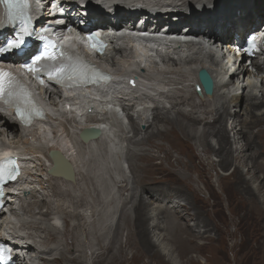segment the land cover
Listing matches in <instances>:
<instances>
[{"label":"bare ground","instance_id":"6f19581e","mask_svg":"<svg viewBox=\"0 0 264 264\" xmlns=\"http://www.w3.org/2000/svg\"><path fill=\"white\" fill-rule=\"evenodd\" d=\"M145 1L147 0H135V4L140 6ZM205 3H208L210 6H212V8L204 9L201 4ZM92 4L93 10H86V16L84 19L88 22L95 20L96 22H94V25L97 27L113 26L114 24L108 20L133 17L135 13L136 15H142L146 19H151L152 17L149 16L151 15V12L143 8L135 10L133 8L126 7L125 5H119L107 8V13H104L102 4L100 5L98 1H95ZM175 4L176 3H174V5ZM155 5L165 6L164 12L158 15L159 18L155 23L157 29L162 28L161 21L168 22L166 24H174L175 22L179 21L180 25L182 23H187V26L190 27V31L192 33L196 32L197 34L200 31L204 32V34L208 33L212 41H215L217 44H224L229 48L231 46H235L236 42L244 40L246 37L254 33H258L260 35L259 42L262 46L264 45V34L262 32V29L264 28V0H178L177 5L175 6L170 5V3L166 2L165 0H158L155 2ZM199 6H201V9ZM3 9L4 8L0 3V15L3 12ZM136 21H138L136 18L133 19V22ZM180 25L175 27L173 31L180 30ZM199 27L201 29H198ZM4 28L5 26L0 24L1 35H5ZM254 28H256V30L253 31ZM118 43H120V41L116 42V44ZM188 49L191 51L190 56H188L185 61H173L170 66L175 68H173L174 70L171 69L167 76L170 75L171 77L179 74L186 82L189 81V78H191V83L194 87L196 83L199 84L198 79L194 77L196 71L193 70L191 72H186L182 70L180 63L185 62L188 64H195L196 66L200 65L199 67H195V70L200 68L209 71L215 70L218 73L220 72L222 75L223 85L215 81L214 92L212 96L202 98L203 100H200V102H196L194 100L195 96L193 93L187 95L189 93L188 91L181 90L183 91L184 95H178L175 92H171V89L168 92L159 90V94L163 93V95L167 96V98L169 97L170 99L174 100L172 103L173 105L170 103L172 105V107L170 106V111L173 110L175 116H170V114L173 112H165L162 111L163 109L158 107L159 105L155 106L151 111V118H146L147 120L145 119V125L147 126V129L137 142L135 139L140 135L139 127L141 126L140 124L138 126L137 123L133 121L134 123L132 125V132H134L135 137L133 139H128L131 143H133L132 145L151 146V148L157 150L158 154L164 153V157L160 164L156 163L158 157L149 151L146 152V150H142L141 153L137 154L138 152L135 153V150L133 149L132 152H130V158L128 157L132 162L133 172L138 173V177L140 176V179L138 178L139 180L137 179L138 181L135 182L136 188L143 186L145 188V195L146 192L150 193L144 197V193L140 192L136 203L134 204L135 200L133 202L131 201V203L134 205L132 206L134 207L135 217L132 219H128L129 217L126 218V220H128L130 233V239H128L126 247L132 248V251H135L134 254L137 260L140 262L139 264H172V259L169 258L168 255L162 254L163 249L160 248V245L156 246L152 242V233L157 235L159 241L161 240L163 244L166 246L170 245L172 246L171 248H174L173 252L175 251L174 253H178L180 259L183 260V263L181 262L182 264H198L197 261L189 257V255L195 250L205 251V246H198L199 240H208V242L211 243V239L205 235L207 230L204 232L195 231L190 225V218L192 217H190L189 214L183 217V214L179 211L181 208H183L182 205L176 204V206H172L171 208H161L157 213L155 210V212L150 211V207H154L155 204L153 205V203L155 201L156 203L171 201V199H168L170 198V194L177 195L176 197L181 199H187L188 194H186V191L190 192L192 190L190 187L191 177L189 175L186 178H181L178 176L174 177L172 170L163 166V161H166L168 164L170 163L171 166L176 167L175 162L172 161V159L175 157V154L173 155V153L176 151V153L178 152L179 155H181L179 158L174 160L177 162L178 166L182 165L185 169L188 168V170H195L199 173L196 166L193 164L196 157L192 153L187 152V150L182 148L187 144L188 141H197L204 148L203 151L205 153H211L217 157L218 161L216 163L209 162L210 164L205 165L206 168L208 166L211 168L213 166L215 169L216 166L221 169H226L229 166L234 167V172L231 175L227 176L226 178L218 179V182L219 184H224L228 181L229 183L231 182L232 185L236 187L237 192L239 191L245 196L244 201L247 206H249V210L247 211L256 213L257 222L259 223L260 228L263 230L264 235V196H261L258 193V190H264V63L260 64L257 62L258 60L254 62L257 75H254L255 80L249 81V76L252 75V73L249 71V68L242 66L237 71L230 74V72L233 70V67L228 61L225 60L223 54L218 49L209 47L205 48L210 53L208 57L211 61H216L217 59L220 62L219 68L214 69L212 67L209 68L205 63L198 64L200 62L199 56L201 48H193L190 46ZM32 53H34L33 49L29 50L28 54H25V57H33V55H31ZM116 56H118V54ZM11 59H13L12 56L9 57V60ZM110 60L111 63L109 64ZM130 67L131 61L124 57V53H119L118 57L111 56L108 59V62L101 67V70L108 71L112 68H116L124 71ZM229 74L230 83L227 84L226 77L229 76ZM240 78L243 79L240 81ZM118 79L119 84H124L123 73L119 74ZM145 79L146 76L141 75L139 76V80L136 82L144 83ZM159 79L161 80L162 78ZM170 79L171 78L160 81V84L165 83L166 87L168 85H173L175 81L171 82L173 78L171 81ZM148 80L152 81L154 78ZM235 80L237 81L235 82ZM112 86L116 87L117 85L113 83ZM126 86H130L129 82H127ZM92 90L93 95L89 100H99V117L101 119L100 122H93L92 125L108 128L114 138V141L116 142L118 139L113 133L115 130L114 125L120 128L118 124L119 121H124V119H122V111L124 110V112L126 111L128 113L130 110L129 108L122 110L118 106L110 105L102 96H100L99 99H96V94H99V90H96V88ZM89 91L90 90H87L86 92ZM151 91L155 92L157 90L153 88L150 89V92ZM41 92H45L47 94L48 101L56 104L57 98L54 93H51L49 89L43 88H41ZM147 92L150 93L148 90ZM134 95H138V93L134 92L130 94V96ZM47 96H45L46 99ZM78 97L83 99L81 94H78ZM139 100V106L143 112L146 111V104L154 102L153 99L144 95H141ZM186 104L191 106V112H185L184 110L180 109L179 106ZM60 107L61 105L56 104V106L53 107L51 111H57ZM238 107L241 108L239 116L235 111L234 113H231L232 109H238ZM198 112L203 113L205 117L197 116L196 114ZM60 113L64 118L65 115H67V110L61 108ZM113 116H117L120 120H117V122L112 121L111 118ZM230 116L234 117V120L230 125V129L228 130L227 125L229 122H231ZM63 118H61V120ZM65 118H67V116ZM130 118L131 117L129 116V119ZM2 121L3 125L0 127V141H2L3 145L5 147L7 145L9 147L15 148L20 153L24 152V155H27L31 158L30 161H28V166L40 167L42 172L39 175H33L31 172L27 173V176H25L21 171L22 173L12 180L8 189L9 204H15L17 199L22 198V193L29 194L28 197L30 200L24 203L23 211L25 213L34 216L40 215L43 219L46 218L50 221L53 220L50 218L51 216L62 213V219L63 221L65 220L64 222L66 224V229L64 232L67 234L70 230L72 232V245L74 248L70 250L69 248L65 247L67 244L63 246L64 248L59 247L61 242H57V232L60 230H58V228L54 225L47 229V227H43L40 224L32 223L28 225L23 223L22 226L24 228L32 229L35 232H45V244L48 246L53 242H57L56 246L58 245L57 249L59 250V252H56V255L58 254V256L55 255L56 257L51 259L48 257L50 254L49 249L46 248L47 250L45 249L44 252H40L38 246L36 245V240L33 239L36 237L34 236L31 238L29 235V237L33 239V244H27L26 248L28 249V254H30L32 259H35L38 264H86V258L89 257V252L92 251L95 246H101L102 240L105 238V234L98 235L94 231L95 224L92 223L91 229L89 228L90 230H88L90 237L87 238V230H85L84 226L87 221H90L92 220V217H95V213L92 212V217H89L88 214L83 216L84 214H81L77 211L78 207H82L84 205V201L82 198H79L80 200L77 198L75 191L76 189H83V191L85 190L87 193L86 196H91L92 193L97 195L99 190L97 184L94 183L96 177L93 176L92 170L87 171L90 168H86L87 164L85 163V156L83 152L80 150L78 151L77 148V152L74 151L75 146L72 147L70 143L69 145L68 139L76 136V139L82 142L84 146L87 145L88 150L95 149H92L91 147L101 146L105 141L107 143V140L104 138V135L101 134V136L94 141L89 140L88 142H84L80 134L81 129L86 125L80 126L76 128V132H72L68 128L69 126L67 127L63 121L56 122L55 120L54 123L56 126L54 127H52L53 124L50 123L51 127L49 130L48 126L42 122L34 128L33 126L28 127L20 120L12 117L3 116ZM70 128L74 129V125ZM54 129H56V131H54ZM53 131L55 132V136H52L53 139L51 141L50 139ZM59 133L66 136V139L58 142L56 144V148H58L57 151H60L61 155L73 163L72 166L75 175L74 182L68 181L66 178L56 177L50 174H48V178H44L47 177L44 175L45 173L47 174L46 170H48L47 162L49 166L53 164L49 158L48 153L50 149L48 147ZM38 134L39 136H37ZM39 137H43L45 140L49 138V142L42 141V144V142L39 140ZM210 138L216 139V146L211 144ZM156 140H160L163 143L158 144L155 142ZM65 141L67 143H65ZM164 143H167L168 147H165ZM238 144L240 147L237 146ZM39 153L45 155L44 159L46 160V163L42 162L43 160L41 157H39ZM77 156L82 160H78ZM94 158L91 157V160H94ZM183 158L187 159L188 163L185 164L182 160ZM247 159H249V161H247ZM244 167H249L246 173L251 174V180L246 178L243 169ZM204 174L203 172H200V176L204 178V184L207 185L208 189L212 190V186L208 180V177H206V175L204 176ZM252 180H254L257 186L253 184ZM35 181L39 182L41 189L46 191L45 193H50L52 197H59L60 199L54 200V204L51 202V197H49V195L40 196L38 190L34 188ZM82 184H85L86 187L81 186ZM183 185H186L187 188L183 187ZM191 193L193 194V197H196L195 190L191 191ZM212 193L214 194V191ZM131 195L133 194L131 193ZM156 196H159V198H156ZM25 197L26 195L23 198ZM40 200L43 201L42 204L44 207H41L42 204ZM182 201H184V199ZM65 205L67 208L71 206L72 210H64L66 208ZM44 209L45 211H43ZM162 210L165 212L164 216L161 214ZM85 211H90V207H86ZM186 211L188 213V210ZM14 218L17 220L16 223L11 222V220ZM19 220L20 219L17 218L16 213L14 215L2 216V222L0 223V241H3V238H7L10 241H21V235L23 231L20 229L21 226L19 223L21 221ZM73 221L76 223L72 224ZM199 223L203 224L202 228L207 227V223L206 221H203V219ZM87 224L88 223H86V225ZM200 224L197 223L195 229L200 228ZM78 231L82 234V236L83 233L85 234V245H88L90 242V250L87 251V253L81 255L83 260H81L79 257L73 256L72 258H69L67 256V254H72V252H78L80 254L83 252V245L78 239ZM157 231L160 232L158 234L154 233ZM64 237L66 238L65 235ZM92 238L93 240L90 241ZM66 240H68V238H66ZM259 249L262 250L261 253L264 254V241L261 242ZM173 252L171 253L173 254ZM165 257L167 258L166 261L164 259ZM106 258L107 255L104 253L96 255L93 264H105ZM117 260H121V258L119 259V257H112V262ZM125 261L126 258H124V262Z\"/></svg>","mask_w":264,"mask_h":264},{"label":"rangeland","instance_id":"374dc122","mask_svg":"<svg viewBox=\"0 0 264 264\" xmlns=\"http://www.w3.org/2000/svg\"><path fill=\"white\" fill-rule=\"evenodd\" d=\"M165 1L170 3V5H172V6H175L178 3V0H173V1L172 0H170V1L165 0ZM173 2L176 4L174 5ZM201 6L204 9L212 8V6H210L208 3L201 4ZM201 6H199L200 9H201ZM183 28L184 27H181V29H183ZM254 29H256V28H254ZM184 64H185V62H184ZM170 67L172 70H174L173 68H175L173 66H170ZM176 67H179V66H176ZM196 67H198V65ZM171 69L164 72L166 75L163 77V79H161V81L166 80L168 78H171V79L173 78L172 81H171V79H170V81L171 82L175 81V82L173 85H168L167 87H166L165 83H161V85L163 84L161 89H164L165 92H168L171 89V92H175L178 95H184L183 91H188L189 93L187 95H190L191 93H193L195 96L194 100L196 102H200V100H203L202 98H200L197 95L195 87L191 83V80H192L191 78H189V81L186 82V81H184V79L179 74L175 75L174 77L173 76L170 77V75L167 76L168 72ZM162 73L163 72H160L161 75H162ZM179 83H180V85H179ZM161 89H160V91H163ZM181 90H183V91H181ZM162 95H163V93H160V97H163V98H160L158 101H156V102L154 101L153 103L150 102V103L146 104V106H147L146 111L147 112L142 111L143 116H140L139 118H137L135 116L133 117L130 114H135V111H133V110L130 111L129 112L130 114H128V115L133 120L131 118H130L131 120L129 119V123H128L127 128H124V126H120V125H119L120 128H118L114 125L115 130L113 131V133L115 134V137L117 136L116 138L118 139V140H116V142L111 140V141H107V143H106V141H105V142H103V144L101 146L91 147L92 149L93 148H95V149L88 150L87 145H85L86 146L85 147L82 142H80L79 140L76 139V136L72 137L74 139H72V138L68 139V144L70 143L72 147L75 146L74 151L77 152V150H76V148H77L78 151L80 150L83 152V154L85 156L84 160H85V163L87 164L86 168H90L87 171L92 170L93 176L96 177L94 183L97 184V187L99 190L97 195L92 193L91 196H86L87 193L85 192V190L83 191V189H80V190L76 189V191H75V195L77 196V198L78 199L82 198V200L84 201V205L83 206L81 205L82 207H78L77 211L81 214H84L83 216L88 214L89 217H92V215H91L92 212L95 213V217L94 218L92 217V220L86 222L88 224L84 226L85 230H87V233H86L87 238L90 237L88 234V232H89L88 230L91 229L92 223L95 224V230L94 231L98 235L105 234L104 235L105 238L104 239L102 238L103 240H102L101 246H99V245L95 246V248H93L92 251L89 252V254H88L89 257L86 258L87 262L85 261L86 264H93L95 256L100 255L102 253L107 255L105 264H139L140 263L137 260V258L135 257V254H134L135 251H132L133 250L132 248L126 247V245L128 243V239H130L128 220H126V218L129 217L128 219H132L135 217V212H134V207H133L134 205H133V203H131V201L133 202L135 200L134 201V204H135L136 200L138 199L137 197H139L140 192L144 193V197H146V195L150 194V193L146 192V195H145V188L143 186H139V188H136L135 182L140 179L139 178L140 176L138 177L139 174L133 172V169H132L133 165H132L131 160H129V158H130L129 156H130V152H132L133 149L135 150V153L138 152L137 154L141 153L142 150H146V152L149 151L150 153L155 154L158 157L156 163L160 164L163 157H164V153L158 154L157 150L154 148H151V146H142V145L134 146V145H132L133 143H131L128 139H133L135 137L134 132H132V125L134 123L133 121H135V123H137L138 126H139V124L141 126V127H139L140 135L135 139L136 142L143 136L144 131L147 129L145 122L148 118H151L150 114H151V111L154 109L155 106L159 105L158 107H160V109H163L162 111L170 112V113L173 112L170 114V116H175L174 111L173 110L170 111V109L173 105L172 103L174 102V100L170 99L169 97L167 98V96H165V95H163V96ZM120 96L123 97L122 95H120ZM164 97H166V98H164ZM206 97H208V96H206ZM158 103H160V104H158ZM152 104H154L153 109H149V107ZM179 107H180V109L184 110L185 112H191V110H192L191 106H189L187 104L179 106ZM240 109L241 108H239V107H238V109L234 108L231 110L232 111L231 113H234V111H235L237 113V115L239 116ZM122 113L124 114V110L122 111ZM196 115L199 117H205L203 115V113H201V112H198ZM230 117L232 119L230 118L231 122L228 121L229 122L227 125L228 130L230 129V125L232 124V122L234 120V117H232V116H230ZM111 119L114 122H117V120H118L117 116H113ZM113 123H110V124H113ZM237 125H238V123H237ZM66 126L67 127L69 126L68 128L70 130L75 129V127H74V129L70 128V127H73V125H67L66 124ZM49 128L50 127H48V130H49ZM54 131H56V129H54ZM54 131L51 135V139H50L51 141L53 139L52 136H55ZM37 136H39V134ZM63 137H64V139H66L65 138L66 136L63 135ZM39 140L41 142L42 141L49 142V138L47 140H45L43 137H39ZM135 140H133V141H135ZM210 141H211V144L213 146L217 145V141L215 138H210ZM155 142H157L158 144L163 143L160 140L159 141L156 140ZM65 143H67V142L65 141ZM42 144H43V142H42ZM164 145H165V147H168L167 143H164ZM186 145H184L182 148L187 150V152L192 153L196 157L194 159L195 161L193 162V164H194V166H196L199 173L196 172L195 170H188V168L185 169L182 165L178 166L177 162L174 160L179 158L181 155H179L178 152L176 153V151L173 153V155L175 154L174 155L175 157L173 156L174 158L172 159V161L175 162L176 167L171 166L170 163L168 164V162H166V161H163V166H165V168L171 169L172 172L174 173L173 174L174 177L178 176L181 178H186L189 175L191 177V182H190V187L192 189L191 191L195 190V192H196L195 196L196 197L199 196V197L198 198L193 197L192 196L193 194L191 193V191L189 192V191H186L184 189L186 191V194H188L187 199H185V198L181 199V198L176 197L177 195H171L170 194V196H169L170 198H168V199H171V201L157 202V203L155 201L153 203V205L155 204L153 207L154 209L152 207H150V211L155 210L157 213V212H159V209H161V208H166V207L171 208L172 206H176V204L177 205L180 204L183 207L179 210L180 213L183 214V217H185L187 214H189V216L192 217V218H190V225L193 227V229L195 231L204 232L207 230V233L205 235H207V237H209L211 239V243H209L208 240L207 241L199 240L198 246L199 247L205 246V251H203V250L202 251H196L194 249L195 251H193L189 255V257H191L195 261H197L198 264H264V254H262L261 253L262 250L259 249L261 242L264 241V235H263V230L260 228V225L257 222L256 213L247 211V210H249V206H247V204L244 201L245 196L243 194H241V192H239V191L237 192L236 187L234 185H232L231 182L229 183V181H228L224 184L220 183L221 185L218 182V179L226 178L227 176L231 175L234 172V167L229 166L226 169H221L218 166H216V169H215V168H213V166H212V168L208 166L206 168L205 165H208L211 162L216 163L218 161L217 157L214 154L205 153L203 151L204 148L197 141H188ZM237 146L240 147L239 144ZM89 151H90V155H89ZM93 154H94V156H93ZM39 157H41V159L43 160L42 162L46 163V160L44 159L45 155L39 153ZM86 157H87V159H86ZM91 157L92 158L95 157L97 159L94 158V160H91ZM88 158H90V159H88ZM77 159L78 160L80 159V161L82 160L78 156H77ZM89 160H90V162H89ZM121 160H122L123 165L118 162ZM182 160L185 164L188 163L187 159L183 158ZM247 161H249V159H247ZM35 168H37V169H35ZM39 168L40 167H34L33 175H35V174L39 175L42 173L41 168L40 169ZM248 168L249 167H244L243 169H244V173L246 175V178L251 180L252 179L251 174L246 173L248 171ZM200 172H203V174L205 173L204 176L206 175V177H208V180L212 186V190L208 189L207 185L204 184V178L200 176ZM44 175L46 176V173ZM44 178L46 179L47 177H44ZM252 182L254 185H256L254 180H252ZM81 186L86 187L85 184H82ZM103 186L107 187V189H108V190H106V193L109 194V201H105V200L101 199L102 198L101 195H104V193H105V188H103ZM222 186H224V187H222ZM183 187H186V185H183ZM34 188H36L38 190V192L40 193L39 194L40 196L49 195V197H51L50 198L51 202H53L54 204H55L54 200L60 199L59 197H52L50 193H45L46 191L45 190L43 191V189H41L38 181H35ZM213 191H214V194L212 193ZM263 191L264 190H262V191L258 190V193L261 196H264ZM225 192L227 195L225 194ZM131 193L133 195H131ZM128 194H129V196H128ZM190 194H191V196H190ZM25 195H26V197L23 198ZM28 195L29 194H23L22 193V198L17 199L15 201L17 204L15 203L16 205L14 204V206L12 205L10 207V209H8V211H7L8 216L12 215V214L14 215L15 213L17 215H18V213L23 214L24 217L19 218L20 219L19 221H21L19 223L21 226L20 227L21 231L32 232L29 235L31 236V238H33L34 236L36 237L33 239L36 240V242H37L36 245L37 244L40 245V247H38L39 251L44 252V250L46 248L49 249V252H50V254L48 255L49 258L53 259V257L58 256V254L56 255V252H59V250L57 249L58 245L56 246V243L59 241L61 242L60 246H59L60 248L63 247L65 244H67V246H65V247L72 250L74 248V246L72 245V243H73L72 232L70 230L68 233L69 235L66 232H64V230L66 229V224L64 222L65 220L63 221V219H62V217H63L62 213H58V214H55V215L50 217L53 219L52 221H54V223L56 225L59 226L60 224H62V229H58V230H60L57 232V235H58L57 240L58 241L53 242V243L49 244L48 246L45 244V236H46L45 232L44 233L41 231L35 232L32 229H27V228H24L22 226L23 223H26L28 225L32 224V223L33 224H40L43 227H47V229L50 228V226H52V224L50 223L51 222L50 220H47L46 218H44L45 219L44 220L40 215L34 216L31 214H27L23 211L24 203H26V201L28 202L30 200ZM128 197H129V200H128ZM156 198H159V196H156ZM194 198H195V202H194ZM42 199H44V198H42ZM183 199H184V201H182ZM146 200H148V199H146ZM127 201H128V203H127ZM40 202H41V204L43 203V201H41V200H40ZM94 206H97L98 208H101V209L100 210L95 209ZM41 207H44V205L42 204ZM86 207H90V211H85ZM64 210H72V207L70 206L69 208H67V206H66V208ZM186 210H188V213ZM43 211H45V209ZM161 212H162L161 214L164 216L165 215L164 210H162ZM83 216H81V217H83ZM202 219H203V221H206V223H207V227H205V228H202L203 224L199 223ZM61 221H62V223H61ZM27 222H29V223H27ZM75 223H76L75 221L72 222V224H75ZM197 223L200 224V228L195 229V226L197 225ZM70 229H71V227H70ZM164 229H166V228H164ZM159 232L160 231H157L154 233L158 234ZM63 234L66 236V238H68V240H66V238L64 237ZM115 234H116V236H115ZM86 236L84 233L82 236V234L78 231V239L80 240V242L83 245V248H82L83 252L81 254L78 252H72V254H67V256L69 258H72L74 256V257H79L81 260H83L81 258V255L87 253V251L90 250V248H89L90 242L88 243V245L87 244L85 245V242H84V241H86ZM151 237H152V242L156 246L160 245V248L164 250V251L162 250V254L168 255V257L172 259V264H182L183 263V260L180 259V257L178 256V253H174L175 251L173 252L174 248H171L172 246H170V245L166 246L165 244H163V242H161V240L159 241L158 236L153 234V233L151 234ZM92 240H93V238L90 241H92ZM101 247H102V249H101ZM56 250H58V251H56ZM170 251L173 252V254ZM212 251L215 253H213ZM119 255H121V256H119ZM45 256H46V254H45ZM112 257H119V259L121 258V260H117V261L112 262ZM166 257L164 258L165 261L167 260ZM124 258H126L125 262H124ZM101 260H102V258H101Z\"/></svg>","mask_w":264,"mask_h":264},{"label":"snow or ice","instance_id":"6c2138e0","mask_svg":"<svg viewBox=\"0 0 264 264\" xmlns=\"http://www.w3.org/2000/svg\"><path fill=\"white\" fill-rule=\"evenodd\" d=\"M6 4H9L12 6V0H4ZM93 38L89 36V40H92ZM255 40V37H253V41ZM22 41V37H21ZM20 46V42H10L8 45V48H16ZM93 47H96L95 44H93ZM7 49H0V51H6ZM44 59L53 60L55 59V56L47 51L43 53L42 55H38L34 57L30 64H25L23 67L27 69V71L33 73L34 75H38V73L41 70L40 62ZM53 69L60 73V75L67 76L69 80L74 79L73 75L70 74V69L65 68L63 65L57 67L56 65L52 66ZM48 79H56L59 82L60 76H54L51 71H49ZM13 82L12 74L4 72L0 70V96H3L5 93L11 92V84ZM16 174H18V169L15 167L6 169L3 166H0V176H4L7 180H13L16 178ZM5 257L3 256V253L0 252V261L4 260Z\"/></svg>","mask_w":264,"mask_h":264},{"label":"water","instance_id":"95a60500","mask_svg":"<svg viewBox=\"0 0 264 264\" xmlns=\"http://www.w3.org/2000/svg\"><path fill=\"white\" fill-rule=\"evenodd\" d=\"M198 78H199L201 88H200V86L197 85L195 90H196L197 94L199 95V97L204 98V94H205V96L211 97L213 92H214V80L212 79L210 74L207 71L202 70L199 73ZM100 135H101V133L98 132L97 135H95V137L96 138L98 136L100 137ZM82 138L85 140V142H88V139L86 138V136H84V133L82 135ZM57 155L61 159L65 160V158L60 153H57ZM52 174L56 175V176H62L71 182L75 181V175H74L73 168L71 165H69V170L65 174H59V173H52Z\"/></svg>","mask_w":264,"mask_h":264},{"label":"clouds","instance_id":"9594fccd","mask_svg":"<svg viewBox=\"0 0 264 264\" xmlns=\"http://www.w3.org/2000/svg\"><path fill=\"white\" fill-rule=\"evenodd\" d=\"M253 69H256L255 67H253ZM251 71H253V70H251ZM257 71V70H256ZM251 73V72H250ZM254 80H255V78H254ZM236 81V80H235ZM197 93V92H196ZM204 94V93H203ZM198 95V94H197ZM199 96V95H198ZM206 96H205V94H204V98H205ZM123 126V125H122ZM112 141H114V138L113 139H111ZM111 140H109V141H111ZM49 147H51V145H49ZM120 164H122V160L121 161H118ZM123 165V164H122ZM103 188H105V193H104V195H101V197H104V198H109V194L108 193H106V190H108L107 189V187H105V186H103ZM109 201V200H108Z\"/></svg>","mask_w":264,"mask_h":264}]
</instances>
